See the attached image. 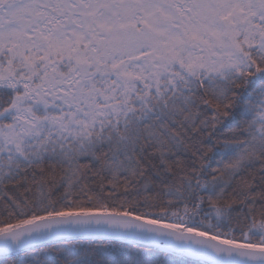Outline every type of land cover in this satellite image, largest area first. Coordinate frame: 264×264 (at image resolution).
I'll list each match as a JSON object with an SVG mask.
<instances>
[{
	"label": "snow or ice",
	"instance_id": "6c2138e0",
	"mask_svg": "<svg viewBox=\"0 0 264 264\" xmlns=\"http://www.w3.org/2000/svg\"><path fill=\"white\" fill-rule=\"evenodd\" d=\"M0 264H264V0H0Z\"/></svg>",
	"mask_w": 264,
	"mask_h": 264
},
{
	"label": "bare ground",
	"instance_id": "6f19581e",
	"mask_svg": "<svg viewBox=\"0 0 264 264\" xmlns=\"http://www.w3.org/2000/svg\"><path fill=\"white\" fill-rule=\"evenodd\" d=\"M217 159H219V157H217Z\"/></svg>",
	"mask_w": 264,
	"mask_h": 264
}]
</instances>
